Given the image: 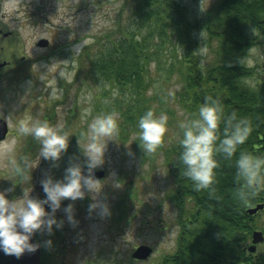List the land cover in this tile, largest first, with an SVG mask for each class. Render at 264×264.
Returning <instances> with one entry per match:
<instances>
[{
  "label": "rangeland",
  "instance_id": "374dc122",
  "mask_svg": "<svg viewBox=\"0 0 264 264\" xmlns=\"http://www.w3.org/2000/svg\"><path fill=\"white\" fill-rule=\"evenodd\" d=\"M123 1L0 0V26L5 32H11L0 44V62L11 60L17 64L25 56L29 63L25 76L0 79V118L6 120L9 130L0 146L11 138L17 140L14 154L5 153L0 147V191L16 184L14 190L7 193L9 199L22 196L31 185L12 175L6 168L8 160L12 156L18 161L27 157L34 163L39 153L37 141L31 136L22 137L16 131L15 125L20 119L31 116L53 125L63 123L70 134L67 152L58 161V166L53 167L51 161L41 158L32 170V197L44 198L40 181L46 175L62 179L70 162L83 164L85 157L81 149L87 145L88 123L97 115L95 104L102 88L98 84L90 86L77 76L78 57L95 38L112 31L121 13L123 18L127 17L129 6ZM179 1L195 19L203 18L216 3L215 0ZM248 34L258 40L255 30H249ZM194 37L197 41L195 52L200 60L211 57L202 41L206 37L203 31L195 32ZM40 39L48 40L46 50L37 45ZM252 46L246 49L245 59L246 65L256 73L259 48L256 44ZM77 47L80 49L75 53ZM61 68L65 70L66 80L59 76L58 69ZM53 77L63 90L62 99L58 101H51L50 90L45 89ZM250 82L257 83L255 77ZM154 88L160 91L162 87L157 83ZM164 89L171 93L180 90L178 80L172 79ZM168 105L175 114L169 132L167 129L165 132L169 137L163 135L168 139L161 138L164 148L170 137H176L177 124L183 116L175 102ZM86 109H91V115H85ZM133 137L134 134L126 141L119 140L118 136L114 141L109 140L104 153L105 162L94 170L105 172L97 179L104 184L99 199L109 205V217L101 218L99 210L89 215L88 205L92 200L88 193L83 200L62 201L57 218H64L63 208L71 203L79 223L73 227L65 220L60 229V242L68 249L60 264H161L164 257L176 250L179 228L171 194L174 177L168 173L162 154L148 158L142 148L136 147ZM116 182L119 188L114 186ZM143 244L151 247L152 254L143 261L133 260L134 248Z\"/></svg>",
  "mask_w": 264,
  "mask_h": 264
},
{
  "label": "trees",
  "instance_id": "16d2710c",
  "mask_svg": "<svg viewBox=\"0 0 264 264\" xmlns=\"http://www.w3.org/2000/svg\"><path fill=\"white\" fill-rule=\"evenodd\" d=\"M215 1L213 10L195 19L179 0H124L127 17L121 13L112 31L95 38L78 57L77 76L102 88L95 104L97 115L116 114L121 141L137 134L145 111L151 109L157 117L166 114L169 132L175 112L168 103L179 106L183 122L196 118L209 96L223 108L221 135L223 120L233 113L251 125L248 139L231 159L216 155L218 167L209 189L194 191L183 174L181 122L166 148L160 144L155 153L147 154L148 158L162 154L175 181L171 194L178 240L176 250L161 264H240L249 224L246 211L257 201L256 195L247 202L238 198L243 184L236 179L235 161L241 152L264 157V150L256 146L259 135L264 138V82H250L254 70L245 59L253 43L249 23L263 24L264 0ZM197 31L205 34L202 41L211 53L205 60L195 52ZM172 79L178 80L180 90L170 95L164 88ZM157 83L160 91L154 88Z\"/></svg>",
  "mask_w": 264,
  "mask_h": 264
},
{
  "label": "clouds",
  "instance_id": "9594fccd",
  "mask_svg": "<svg viewBox=\"0 0 264 264\" xmlns=\"http://www.w3.org/2000/svg\"><path fill=\"white\" fill-rule=\"evenodd\" d=\"M79 49L80 47H77L75 53ZM58 70L59 76L66 80L65 70L63 68ZM45 89L50 90L48 95L51 101L62 99L63 90L57 86L54 77L45 85ZM85 115H91V109H86ZM222 116V106L209 96L205 97L200 105L196 118L180 124L182 136L179 138L181 149L179 163L183 165V174L192 182L194 191L209 189L214 183L215 169L218 167L216 155L222 154L231 159L236 154L238 146L244 144L251 133L250 123L246 119H238L233 113L223 120L224 128L221 135L219 126ZM167 121L166 114L162 113L157 117L151 109L145 111L139 118L138 132L133 141L139 143L145 154L157 151L166 132ZM15 127L20 136H31L39 143L36 162H31L27 157H22L18 161L12 156L6 164L12 175L23 178L31 187L23 191L22 196L13 199H9L7 193L12 192L16 184L0 191V251L5 255L20 258L25 252L33 253L41 246L39 242H31L34 234L41 233L51 237L54 228L56 230L63 228L65 220L70 226L78 225L79 221L75 217L71 203L63 208L64 218H57L56 213L61 210V203L64 200H83L88 193L92 200L88 205L89 215L97 210L101 218L111 215L109 205L99 199L104 184L100 183L102 180L95 178L94 170L104 164L107 142L114 141V137L118 136L119 125L115 113L94 116L87 127V145L83 149L80 148L85 157L83 164L70 162L64 169L62 179L46 175L40 181L45 194L43 199L30 195L31 172L38 166L41 158L51 161L53 167L58 166V161L67 152L70 134L65 130L63 123L53 125L47 120L33 119L31 116L18 120ZM0 147L5 153L14 154L17 140L11 138ZM235 166L236 179L243 184L237 196L241 202H247L258 191L264 190V157L241 152ZM114 186L120 187L118 182ZM52 243L49 238L43 241V246L51 248Z\"/></svg>",
  "mask_w": 264,
  "mask_h": 264
},
{
  "label": "flooded vegetation",
  "instance_id": "af4514ba",
  "mask_svg": "<svg viewBox=\"0 0 264 264\" xmlns=\"http://www.w3.org/2000/svg\"><path fill=\"white\" fill-rule=\"evenodd\" d=\"M263 24L255 25L253 23H249V30L252 32L255 30L258 34V40L253 38L252 45H258L259 48V57L258 63L256 66V73H254V77L257 83L261 84L264 82V19L261 21ZM11 35L10 31L5 32L0 26V44L4 41L6 37ZM257 40V41H256ZM9 45V44H8ZM250 46L249 49H251ZM49 43L46 47L42 49H47ZM29 67L28 60H26L25 56L21 57L19 63L15 64L11 60L0 62V79L2 78H13L19 76H25ZM260 136V141L256 145L258 148L264 150V138L263 135ZM262 192V194L260 193ZM257 201L247 208L248 210H256L255 212L246 213L249 215V224L248 230L246 232L247 239L246 242L241 246L242 254L239 255V263L240 264H260L264 263V190H260L256 193ZM61 230H56L54 228V232L51 237H48L46 234L36 233L33 235L34 241L39 242L41 246L39 249V264H60L65 257L64 253L68 252L65 244L60 242L61 240ZM52 240L51 248H45L43 246V241L47 239ZM255 240V242L253 241ZM136 261V260H135ZM66 263V262H65Z\"/></svg>",
  "mask_w": 264,
  "mask_h": 264
},
{
  "label": "water",
  "instance_id": "95a60500",
  "mask_svg": "<svg viewBox=\"0 0 264 264\" xmlns=\"http://www.w3.org/2000/svg\"><path fill=\"white\" fill-rule=\"evenodd\" d=\"M48 44V40L40 39L37 43L40 47H46ZM8 132V125L5 119L0 118V141H3ZM94 176L96 178H102L104 176V171H95ZM256 210L250 211V213L255 212ZM31 242H34V238L32 236ZM152 253L151 247L148 245H139L132 252L131 257L137 260H146ZM0 264H39V249L33 253L25 252L20 258H16L12 255H5L2 251H0Z\"/></svg>",
  "mask_w": 264,
  "mask_h": 264
}]
</instances>
